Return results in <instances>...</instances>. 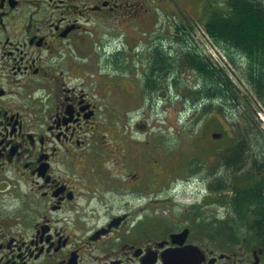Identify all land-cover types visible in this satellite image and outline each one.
Returning <instances> with one entry per match:
<instances>
[{
  "label": "flooded vegetation",
  "instance_id": "flooded-vegetation-1",
  "mask_svg": "<svg viewBox=\"0 0 264 264\" xmlns=\"http://www.w3.org/2000/svg\"><path fill=\"white\" fill-rule=\"evenodd\" d=\"M47 1L39 15L43 0H0V264H264L261 243L219 229L215 170L233 153L214 144L211 191L170 203L154 191L153 139L134 136L147 125L119 128L139 94L153 100L157 55L170 57L102 38L107 16L134 18L133 5Z\"/></svg>",
  "mask_w": 264,
  "mask_h": 264
},
{
  "label": "rangeland",
  "instance_id": "rangeland-1",
  "mask_svg": "<svg viewBox=\"0 0 264 264\" xmlns=\"http://www.w3.org/2000/svg\"><path fill=\"white\" fill-rule=\"evenodd\" d=\"M226 1L227 0H147L146 5L150 10L153 11L154 21L159 22L156 24L157 28L155 27L147 30L146 34L143 33L144 30L141 29L143 26L138 24L136 21L134 22L133 20L127 25L126 23H123V21L121 22L115 16H107V28L105 24H102L103 32H105L102 38L108 39L109 35L106 33H111L110 37L112 45L117 46V44L121 42V32H128L129 34H132L133 31H136L134 27H138V31L140 32V34H138V40L143 37H149L151 40H153L154 44L159 45V47L165 46L167 50L172 47L170 53L172 56L176 55L178 64L182 65L183 73L180 78V91L177 96V89L172 87L170 84L171 89L169 90V96L171 97V101L169 100L167 103H159L152 107L150 104H147V102H143V98L141 94H139L133 100V102L128 104L131 113H129V115H125L123 120L119 122V128L123 129L122 133L124 134L126 133L125 129H128V127L136 128V122L147 123V136H143L140 133H136L134 136L137 135L139 138V144L137 145H142L146 141L145 139H153V156L154 160H156L154 173L156 178V186L154 191H162L165 196L170 193L169 197L172 199L170 203L174 201L173 199L180 200L182 202L187 201L188 199L184 198L185 192L188 193V195L185 197H195V195H191V193L193 194V192L198 191L199 187H201L199 185V178H196L198 177V173L200 171L198 172L197 165L195 164L193 166H187L189 163L188 161L193 159L199 161L201 157V159L209 165V170L211 172V165L213 164L211 161L212 158L211 155H207L206 153L210 154V149L212 150L215 145H210L207 142L210 140L212 141L211 144L221 145L224 144L225 141L213 142V139L207 140V135L211 129L218 128V126L215 123L213 124L210 122V115L205 117L203 116L206 114L204 111H202L201 107H199V109H196L195 107L193 108L194 102H192L190 99L192 98V92L195 91L198 84H200V80L196 72L189 67V65L186 63V60L182 56L185 51L184 42L176 41V38L179 37L176 34L175 24L173 23H175L177 20L183 21V19L169 18L174 16L176 17V15L184 16L187 17L186 21L184 22L186 25L191 26L195 21H197L204 26L214 11L221 10L226 12V14L229 13ZM254 1H261L264 3V0ZM46 6L51 8L53 5L47 0H43L40 6L39 15H44V12L48 14L52 12V10L46 9ZM24 8L26 10L28 9L26 11L27 16L29 15L30 10H39L37 6H31L28 4V2L24 3ZM92 22L95 23V20L92 19ZM188 31H191V29L189 28ZM157 38H164L167 40L159 42L156 40ZM129 39H131L133 42L137 41V38L134 36H130ZM63 47L73 46L64 45ZM238 55L240 56V54ZM231 74L233 75L231 76L229 74V77H231L232 80H239L236 73L232 71ZM141 78L142 74H140L139 71L138 81ZM238 87L239 88L235 87V89L240 94L239 96L242 97L241 99H244L247 103V112L249 113L250 117H254V127H257V129L253 130V132L257 135L259 141L256 140V142H252V137H249L247 145L248 148L245 153L246 163L244 164V169H242L243 171L234 173L230 170L226 171V169L221 166L216 168V175L222 180L223 185H229L234 180L235 176L243 175V173H245L251 167V164L249 163L251 156H255L257 154L261 155V152L264 149V140L261 139V137L264 138V123L257 114L259 111L264 112V106L259 102V100L252 96L253 93L249 87ZM202 100L203 99H200V102L203 104ZM108 103L111 105L113 104V101ZM121 103H123V105L126 104L125 102ZM214 112H216V110H214ZM238 115H240L238 112L237 114L233 113L232 110L227 107L225 108V113L222 114V112H218L216 115L212 116V119H218L222 123L224 129L228 131V134L232 132L234 137H236V133L241 132V129L246 133L251 134L249 122L242 123L241 127L238 126L239 122H237V119H241V116ZM254 115L257 117V120L255 119ZM201 128H204V135L199 137L201 134ZM229 129L233 130L230 131ZM139 150H142V148L140 147ZM260 161L264 162V160ZM167 170L169 171L170 175L168 174L166 176ZM201 174H203V172ZM165 176L166 178L164 179ZM163 180H169L170 182L166 183L164 181V184L160 183ZM141 197L143 196H139V198ZM158 197L161 198L163 196ZM139 200L140 202H144L146 199L141 198ZM218 212L219 217H224L227 213V210L223 207H219ZM239 227L240 231L238 234L240 235L248 231L246 226H243L241 222H239Z\"/></svg>",
  "mask_w": 264,
  "mask_h": 264
},
{
  "label": "trees",
  "instance_id": "trees-1",
  "mask_svg": "<svg viewBox=\"0 0 264 264\" xmlns=\"http://www.w3.org/2000/svg\"><path fill=\"white\" fill-rule=\"evenodd\" d=\"M226 4L229 13L226 14L221 10L214 11L206 23V30L215 42L223 47L230 61L248 83L254 96L264 105V8L254 0H227ZM138 15L141 19L143 16H147V13L140 7ZM175 29L179 37L176 38V41L184 42L185 45L182 56L189 67L196 72L202 85V87L192 92L190 100L194 102V105H199L201 103L200 99H203L211 103H219L217 110L220 113H225L223 107H229L233 111L239 108L246 109L247 103L244 99H241L242 97L239 96L240 94L228 78L214 69L205 58L199 55L197 49L190 43L189 35H181L183 32L185 33V30H188V27L175 24ZM231 52L240 54V57L243 56L247 59V66L243 67L244 69L239 68L235 61V55H232ZM180 65L177 62L176 55L172 56L170 54L166 61L165 58L157 55V60L152 66L149 76L151 79L153 77L154 85L158 82V78L160 83L161 81L166 84L174 82L177 86ZM207 106L209 110L211 105ZM217 121L220 124H218L219 128L223 129L221 122ZM237 122H239L238 126L240 127L242 123L249 122L251 134L241 131L235 134L236 137L229 140V144L233 146L234 156L229 160L226 167L234 173L240 172L245 166V153L248 148L249 137H252V142L259 141L257 135L253 132L257 129V127H254V117H250L246 111L240 120L237 119ZM261 139L264 140L263 137ZM260 160H264V149L261 155L251 156V159H249L251 167L243 175L234 177L233 190L235 196L233 197V205L235 207L239 205V208L245 214L264 210V162ZM188 164L193 166L195 162L190 161ZM218 186L224 187L222 183H219ZM243 194L246 196L240 198L239 195L242 197ZM253 203L256 204L253 205ZM254 232L264 239V221L260 224L259 229Z\"/></svg>",
  "mask_w": 264,
  "mask_h": 264
},
{
  "label": "water",
  "instance_id": "water-1",
  "mask_svg": "<svg viewBox=\"0 0 264 264\" xmlns=\"http://www.w3.org/2000/svg\"><path fill=\"white\" fill-rule=\"evenodd\" d=\"M219 136H220V135H218V134H214V135H213L214 138H218ZM184 264H189V263L186 262V263H184Z\"/></svg>",
  "mask_w": 264,
  "mask_h": 264
}]
</instances>
